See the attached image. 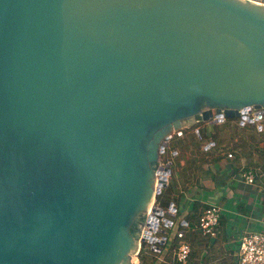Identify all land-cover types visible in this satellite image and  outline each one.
<instances>
[{
    "label": "water",
    "instance_id": "water-1",
    "mask_svg": "<svg viewBox=\"0 0 264 264\" xmlns=\"http://www.w3.org/2000/svg\"><path fill=\"white\" fill-rule=\"evenodd\" d=\"M261 109L264 4L0 0V264H137L169 139Z\"/></svg>",
    "mask_w": 264,
    "mask_h": 264
},
{
    "label": "crops",
    "instance_id": "crops-1",
    "mask_svg": "<svg viewBox=\"0 0 264 264\" xmlns=\"http://www.w3.org/2000/svg\"><path fill=\"white\" fill-rule=\"evenodd\" d=\"M212 128L213 124L206 122V134ZM260 146L264 147V142ZM244 161L226 155L207 167L209 176L203 178L200 184L183 192L180 201L174 205L175 214L166 216L173 221V225L166 229L167 240L163 245L155 244V264H176V248H170L176 234L182 235L186 231L200 235L196 219L188 218L189 223L184 219L190 216L194 202L217 206L224 218V225L219 227L215 238L196 239L194 248L199 253L194 264H239L241 236L247 232L264 234V174L259 176L257 170L253 169L254 182L246 183L243 174L248 169ZM162 235L157 234L159 237Z\"/></svg>",
    "mask_w": 264,
    "mask_h": 264
},
{
    "label": "trees",
    "instance_id": "trees-1",
    "mask_svg": "<svg viewBox=\"0 0 264 264\" xmlns=\"http://www.w3.org/2000/svg\"><path fill=\"white\" fill-rule=\"evenodd\" d=\"M259 123L257 127L247 126L246 124L241 125L239 118L224 119L214 123L209 134H206V122L187 128L181 133L176 132L169 139L165 151L160 155L162 161H169L171 172L167 186L156 195V205L163 209H168L171 204L174 207L180 201L183 192L191 186L200 184L203 178L209 176L208 166L219 162L228 154L237 161L244 159L248 170L256 169L259 176H262V173L264 174V147H261L260 143L264 142V118ZM207 207L194 202L190 216L184 218L185 222H190L188 218L193 221L196 219L198 222L200 213ZM223 225L224 218L220 216L216 231ZM199 234L194 235L186 231L182 235L176 234L170 248H176L181 242L188 241L191 246L189 260L194 264L199 253L194 248L196 239L207 240L208 238ZM154 254L151 245L144 242L138 254V264H155Z\"/></svg>",
    "mask_w": 264,
    "mask_h": 264
},
{
    "label": "built area",
    "instance_id": "built-area-1",
    "mask_svg": "<svg viewBox=\"0 0 264 264\" xmlns=\"http://www.w3.org/2000/svg\"><path fill=\"white\" fill-rule=\"evenodd\" d=\"M259 4H264V0H250ZM262 110V111H261ZM253 110L251 112L242 114L241 116L246 117L244 124H252L254 126H259V121L264 118V109ZM240 123L242 118H239ZM243 124V125H244ZM242 125V124H241ZM230 158L231 155L228 154ZM169 161H162L161 166H165ZM165 170L162 169L156 174L155 186H159L161 179L160 177H165V183L168 184L170 173H164ZM243 179L246 183L251 184L254 182V173L252 170H247L243 174ZM163 187L160 185V192ZM159 192V193H160ZM158 193V194H159ZM156 198V197H155ZM154 204L156 205L155 201ZM168 209H163V212ZM221 212L220 209L215 205H208L200 215L197 222V229L201 235L206 236L210 239L216 237L217 226L219 225ZM240 256L239 264H264V234L258 232H247L244 233L240 238ZM152 247L151 249H154ZM191 253V246L188 241L181 242L175 249L174 260L176 264H192L189 260ZM139 254V253H138ZM138 254L136 255L137 264L139 263Z\"/></svg>",
    "mask_w": 264,
    "mask_h": 264
},
{
    "label": "rangeland",
    "instance_id": "rangeland-1",
    "mask_svg": "<svg viewBox=\"0 0 264 264\" xmlns=\"http://www.w3.org/2000/svg\"><path fill=\"white\" fill-rule=\"evenodd\" d=\"M246 125H247V126H253V125H252V124H250V123H249V124H246ZM258 125H260V123H259Z\"/></svg>",
    "mask_w": 264,
    "mask_h": 264
}]
</instances>
